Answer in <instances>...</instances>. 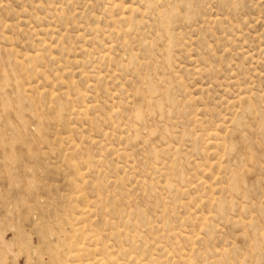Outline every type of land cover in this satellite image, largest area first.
<instances>
[{"label": "rangeland", "instance_id": "rangeland-1", "mask_svg": "<svg viewBox=\"0 0 264 264\" xmlns=\"http://www.w3.org/2000/svg\"><path fill=\"white\" fill-rule=\"evenodd\" d=\"M0 264H264V0H0Z\"/></svg>", "mask_w": 264, "mask_h": 264}]
</instances>
